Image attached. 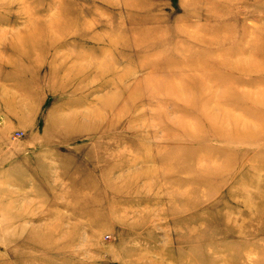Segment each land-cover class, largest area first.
<instances>
[{
	"label": "rangeland",
	"instance_id": "1",
	"mask_svg": "<svg viewBox=\"0 0 264 264\" xmlns=\"http://www.w3.org/2000/svg\"><path fill=\"white\" fill-rule=\"evenodd\" d=\"M34 27L38 47L12 45ZM189 38L206 45L170 55ZM222 52L244 71H207V115L184 117L204 67L182 63ZM260 93L264 0H0V264H264V138L210 132L223 108L264 115Z\"/></svg>",
	"mask_w": 264,
	"mask_h": 264
},
{
	"label": "bare ground",
	"instance_id": "2",
	"mask_svg": "<svg viewBox=\"0 0 264 264\" xmlns=\"http://www.w3.org/2000/svg\"><path fill=\"white\" fill-rule=\"evenodd\" d=\"M58 25H59V27H61V22L59 20H53L50 24H44V26L43 27L41 26V28L42 29H45V30H51V31L54 32V30L57 28ZM36 30H40V27L39 28H35V27L32 28L30 30L31 32L22 35L21 37H23V38L20 39L18 42H17L18 38H15V37H14V39L12 38L13 39L12 45H14L18 50L21 49L24 52H27V51L31 52L30 46L31 47L36 46L37 44H35V42H37V41L35 39H33L34 41H31V43H29L28 41L31 40V39H27V38L28 37L34 38L37 35V31ZM57 30L61 32V30H59L58 28H57ZM64 33L65 32H63V33L61 32L60 35H63ZM179 36H181V32H177V37H179ZM201 38H203V37H201ZM176 43L177 44H175V46L173 47V49L171 50V52H169L170 55H178V53L180 51L179 49L189 51V48L192 47L194 49V46H196V45H206L200 39L197 40V39H192V38H189V39L184 40V41L179 42V43L176 42ZM50 46H51V48H53L54 47V44H52ZM37 47H38V45H37ZM145 47H147L148 49H152V46L151 45H147ZM32 49H34V48H32ZM233 54H234L233 52H222V56L224 57V59H219L218 57H216L215 60H213V61H208L206 59V57L201 58V61H198V59L196 57H195V59L193 57H191L188 61H185V62L182 63V65L187 66V67H189V66L195 67L196 65L197 66L198 65H202V68L204 67V69H203L204 70L203 77L191 76L189 78V76H187L189 78V80H187L188 78L186 79L187 81L184 80L185 82H188V89H189V91L192 94V96L188 100V103H189L188 104V107H187L188 109L187 110H184L185 111L184 112V115H185L184 117H186L187 115H192V113L194 112L193 110L195 108H198V109L202 110L203 113L205 115H207V113L205 112V110L203 108V105L207 101V97L205 95H203V93H201V94L199 93V91L201 90L202 87L203 88H204V86L207 87L206 81H209V79L211 77V76H208V74L206 72L209 71V70L216 69L218 67L221 68V66H219V65H222L223 67L224 66L229 67L230 65H233V64H230L229 61H228V58L230 56H232ZM187 55L188 54H186V56ZM179 61H180V59H179ZM175 63H176V61H175ZM155 65H157V63ZM169 65L172 66V63L169 64ZM174 65L175 64L173 63V66ZM260 65H261V62H259L257 60H253V62L251 63V65H249V67H251V68H259ZM158 66L161 67L162 65L159 64ZM158 66H155V67L159 68ZM171 66H169V67L171 68ZM243 66H242V64L240 62H238L237 64L234 65V67L233 66H230V68L232 67L231 70H236L237 72H241V71H244V68L245 67H243ZM181 67H183V66H181ZM173 68L174 67H172V69ZM246 68H247V70H245V71H250V69L248 68V66ZM185 72H188V71H185ZM184 78H186V77H184ZM211 79L213 80V82H220V80H222L223 82H226L227 81V77H218V76H214V75L212 76ZM162 83H164V82H162ZM186 85H187V83H186ZM224 86H226V88L224 89V93H222V95L224 97V98L223 97L222 98H223L224 101H225V95L232 96L234 99H238L241 96L243 97V94H241L240 92H238L232 86H230L228 84H225V83H224ZM194 92L197 95V97H194V95H193ZM247 95L249 97H251V95L249 93ZM247 95L245 94L246 97H248ZM253 101L264 104V93L263 94L260 93L255 98L253 97ZM199 103H200V105H198ZM216 109H217V107H216ZM246 113H248V112H246ZM217 114L218 115H216V114L213 115L214 118H211L210 117V122H211V130H210V132L214 136L221 137V138H224V139H230V140H234V139H237V138H240V137L252 138L253 140H260V139H263L264 138V115L263 114L260 113L262 116H255L254 115L255 117L252 118L253 121H254V123L251 120H248L247 122H245L242 119L243 116L241 117L240 115H236V114L230 112L229 109H227V108L221 109ZM181 116H183V115H181ZM175 119L176 118H174V120ZM179 119L181 120V117ZM187 120H188V118H187ZM227 120H231L232 122H234V124H235L234 126L235 127L233 126V128H231L230 130L228 128H226L223 124L226 123V122H228ZM241 121H242V123L239 125L238 123H240ZM180 125L181 126H178L177 129H175V131H176V133H177V135L179 137L190 138V139L193 137L194 139H196V138H203V137H206V135H208L207 132H205L201 128L203 126L201 125L200 121L197 120V119H196V123H195L194 126L193 125L191 126L188 123V121L187 122L185 121V119H184V121H182V123ZM205 154L209 157V159H212V158L215 157V154L212 153V152H207ZM197 157H198V155H196V157H194V158H192V157H190V158L195 160ZM164 158H165V160H164ZM164 158H163V162L165 164L169 163V161L170 162H174L176 164L173 167V170L174 171L178 172L179 170H182L183 169V167H184L183 166V164H184L183 163L184 156H183V154L181 152H179V153L176 152L172 157L170 156V159H169V157L166 158L165 156H164ZM198 158L201 159L202 157L200 156ZM175 161H177V162H175ZM178 161H180L182 164H178ZM168 168H171V167H168ZM192 169L193 170H191V171L195 172V177L197 175L201 177V173L203 171H201V168L200 167H197V166L193 165ZM208 171H210L212 174L214 173L215 175H213V176H220L221 175L219 173L220 169H218L216 167H210L209 166L208 168H206V171H205L206 174L205 175H207V172ZM173 179L177 183H184V181H185L184 179H181V178L176 177V176H174Z\"/></svg>",
	"mask_w": 264,
	"mask_h": 264
}]
</instances>
